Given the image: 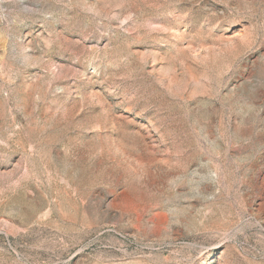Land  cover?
I'll list each match as a JSON object with an SVG mask.
<instances>
[{
  "label": "rangeland",
  "instance_id": "374dc122",
  "mask_svg": "<svg viewBox=\"0 0 264 264\" xmlns=\"http://www.w3.org/2000/svg\"><path fill=\"white\" fill-rule=\"evenodd\" d=\"M0 264H264V0H0Z\"/></svg>",
  "mask_w": 264,
  "mask_h": 264
}]
</instances>
